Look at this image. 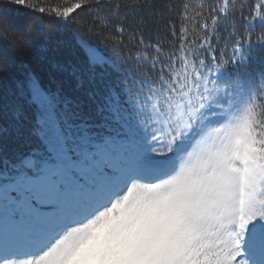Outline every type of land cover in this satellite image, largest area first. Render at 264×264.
Returning <instances> with one entry per match:
<instances>
[{"label":"snow or ice","instance_id":"snow-or-ice-1","mask_svg":"<svg viewBox=\"0 0 264 264\" xmlns=\"http://www.w3.org/2000/svg\"><path fill=\"white\" fill-rule=\"evenodd\" d=\"M0 30L25 37L0 44V264H264V0H0Z\"/></svg>","mask_w":264,"mask_h":264},{"label":"trees","instance_id":"trees-1","mask_svg":"<svg viewBox=\"0 0 264 264\" xmlns=\"http://www.w3.org/2000/svg\"><path fill=\"white\" fill-rule=\"evenodd\" d=\"M10 10L2 13L3 15H7L8 20L10 21V28L19 30L20 32H23L24 26L31 21V12L30 10L24 8L23 6H9ZM151 13H145L146 17H149L148 20V26L151 27ZM5 39L12 40L15 43H20L22 40L25 39L24 36H17L15 33L11 30L9 31H3L0 30V44H3L5 42ZM51 55V53H50ZM84 53L76 51L75 49L72 51L71 56L72 58L76 60H82L84 58ZM20 58L26 62L32 64L34 67H38L37 57L34 52L29 51H22L20 54ZM57 58L64 59L65 55H59Z\"/></svg>","mask_w":264,"mask_h":264}]
</instances>
